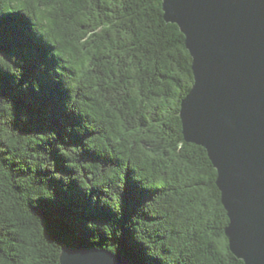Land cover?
<instances>
[{
	"label": "trees",
	"instance_id": "trees-1",
	"mask_svg": "<svg viewBox=\"0 0 264 264\" xmlns=\"http://www.w3.org/2000/svg\"><path fill=\"white\" fill-rule=\"evenodd\" d=\"M162 3L0 0V264H61L65 247L245 264L182 132L192 56Z\"/></svg>",
	"mask_w": 264,
	"mask_h": 264
},
{
	"label": "water",
	"instance_id": "water-1",
	"mask_svg": "<svg viewBox=\"0 0 264 264\" xmlns=\"http://www.w3.org/2000/svg\"><path fill=\"white\" fill-rule=\"evenodd\" d=\"M185 35L194 83L182 132L216 168L231 251L264 264V0H163ZM61 264H143L139 255L65 247Z\"/></svg>",
	"mask_w": 264,
	"mask_h": 264
}]
</instances>
